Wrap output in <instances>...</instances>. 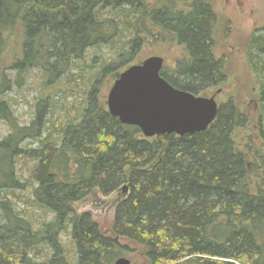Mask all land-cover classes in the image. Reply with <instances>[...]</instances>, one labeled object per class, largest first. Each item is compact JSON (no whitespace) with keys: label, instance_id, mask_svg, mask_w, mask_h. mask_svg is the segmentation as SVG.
<instances>
[{"label":"trees","instance_id":"1","mask_svg":"<svg viewBox=\"0 0 264 264\" xmlns=\"http://www.w3.org/2000/svg\"><path fill=\"white\" fill-rule=\"evenodd\" d=\"M216 24L209 0H0V93L9 89V71L18 88L32 69L50 87L89 48L121 41L119 64L96 71L75 122L46 127L51 105L42 99L23 126L0 101V118L10 127L0 140V264H113L128 251L122 238L142 247L146 264H264V182L251 180L249 168L256 166L234 142L247 120L233 100L219 106L203 131L148 138L121 124L95 96L101 78L133 62L150 39L184 51L173 67L163 65L161 77L206 96L226 78L215 55ZM13 38L17 50L6 65ZM257 39L249 52L259 49ZM256 63V71L264 70V62ZM260 135L264 144V127ZM28 139L37 146L24 148ZM19 158L32 162L24 182ZM34 183L32 206L53 214L38 228L6 198ZM124 185L108 234L89 213L74 212L73 204L95 191L109 195ZM67 228L71 258L59 238Z\"/></svg>","mask_w":264,"mask_h":264},{"label":"rangeland","instance_id":"2","mask_svg":"<svg viewBox=\"0 0 264 264\" xmlns=\"http://www.w3.org/2000/svg\"><path fill=\"white\" fill-rule=\"evenodd\" d=\"M209 2L217 15L214 30L215 55L224 65L226 78L223 84L210 90L206 96L221 89L216 96L218 105L221 106L231 99L245 115L246 124L235 130L234 142L238 150L246 156L249 164L256 166L254 169L249 168L251 180L254 183L264 182V144L260 135V128L264 127V70L260 72L255 70L256 68L261 70L256 63L257 60L264 62V0H209ZM125 34L128 33L125 31ZM259 36L260 39H257L255 44L259 49L249 52L248 48L253 38ZM16 43L17 39L13 38L9 56L6 57L8 59L6 65L10 63V58L17 50ZM120 43L121 41L115 40L108 45L89 48L84 59L76 62L65 77L50 87L45 85L44 75L32 69L25 74L22 87L18 88L13 83L14 73L9 71L7 75L10 76L11 83L8 90L0 93V101L7 103L10 113L18 124L23 126L32 123L38 102L40 100L45 102L42 99L49 100L51 105L44 119L48 122L46 127L50 125L58 127L64 121L75 122L78 119V110L86 106L96 71L102 64L118 62ZM182 55H184L183 48L175 42L150 39L143 44L133 62L121 61L122 63L115 68L116 70L120 68L119 71L115 70L101 78L95 96H99L105 103L114 76L120 74L127 66L137 64L150 56H159L164 59L165 67H173L175 60ZM255 56L256 58L253 59ZM9 129V124L0 118V140L8 134ZM37 144L35 140L28 139L23 147L32 148ZM31 165L32 162L29 160L17 159L16 170L21 182L28 179ZM29 184L22 190L11 191L6 198L22 213L24 212V216L33 222L35 228H38L42 222L51 221L53 214L40 211L35 205L32 206L31 186L35 187L36 184ZM121 188L109 195L95 191L84 200L75 202L73 210L77 214L89 213L100 230L108 234L113 225L115 205L126 193L123 194ZM59 238L68 258L74 256L75 249L70 241V228L62 232ZM120 243L126 245L128 251L123 257L129 259L131 264H146L141 246L124 238L120 239ZM48 253L50 255L49 251Z\"/></svg>","mask_w":264,"mask_h":264},{"label":"water","instance_id":"3","mask_svg":"<svg viewBox=\"0 0 264 264\" xmlns=\"http://www.w3.org/2000/svg\"><path fill=\"white\" fill-rule=\"evenodd\" d=\"M164 59L150 56L124 69L111 85L106 107L121 124L137 127L144 137L182 136L205 130L219 110L217 89L210 96L194 95L171 86L160 75ZM128 187L121 188L127 194ZM113 264H131L125 257Z\"/></svg>","mask_w":264,"mask_h":264}]
</instances>
